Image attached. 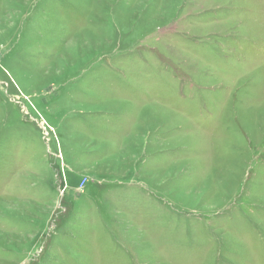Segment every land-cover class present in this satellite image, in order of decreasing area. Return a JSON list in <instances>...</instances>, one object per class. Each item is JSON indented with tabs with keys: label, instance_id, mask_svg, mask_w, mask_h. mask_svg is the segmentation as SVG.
I'll return each instance as SVG.
<instances>
[{
	"label": "rangeland",
	"instance_id": "obj_1",
	"mask_svg": "<svg viewBox=\"0 0 264 264\" xmlns=\"http://www.w3.org/2000/svg\"><path fill=\"white\" fill-rule=\"evenodd\" d=\"M0 264H264V0H0Z\"/></svg>",
	"mask_w": 264,
	"mask_h": 264
}]
</instances>
